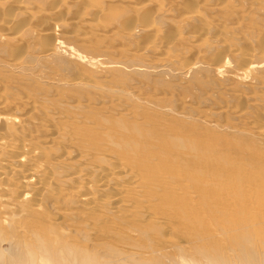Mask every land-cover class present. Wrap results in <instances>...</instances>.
Returning <instances> with one entry per match:
<instances>
[{
    "label": "rangeland",
    "instance_id": "rangeland-1",
    "mask_svg": "<svg viewBox=\"0 0 264 264\" xmlns=\"http://www.w3.org/2000/svg\"><path fill=\"white\" fill-rule=\"evenodd\" d=\"M24 1H26L28 7V13L18 14L15 2H13L15 4L12 2L8 4L0 0V23L12 19L10 26H12L13 32L16 29H21V36L17 42H15L17 38H0V92L4 95L6 89L9 98L21 101L27 98V95L34 96L33 98L36 99V102L38 101L37 104L44 108L46 106L50 111L55 110L51 115H54L56 119L54 118L52 120L53 123L52 121L51 123L56 131L61 132L64 130L66 135L62 134V131L60 135H63V139L60 138L50 149L44 148L46 155L48 154L46 157L50 161V166L48 167L50 172L47 171V175L50 176L52 174L51 176H54L52 180L55 184L54 190L50 189L53 192L50 191L51 194L48 192L51 196L48 194L46 195L49 198L46 195L44 196V203L46 204L44 210L46 211L28 210L23 215L14 216V214L4 212L6 210L5 202L1 203L0 214L11 225H14L7 227L8 222H5V220L1 221L0 217V231L7 233L6 235L2 232L0 233V250L3 249L2 253L4 252V258H0V264H15L11 263L9 258L16 253L23 255V257L20 255V258L19 254H17V257H19L14 260L17 264H26V262L27 264H37L40 258V255L37 254L39 251H37V247L42 249L39 247V241L36 236L39 233H41V236L47 235L48 237L49 235L50 242H53H49L50 248L52 246L51 252L61 254L60 256H53L55 261L58 258L57 264H71L72 261L83 263V260L79 259L80 255L86 262L84 264H179V258L182 255L186 257L189 255L190 257L193 254L194 246L197 244V236H202L203 242H205L207 240L205 237L209 233L208 215H203L199 218L196 215V211H194L196 210V200L194 198L196 191L202 192L203 190L205 192L202 193L203 196H207L206 192L208 190L216 188L222 195L226 193L221 196L222 198H225L229 193L230 195H240L242 193L240 196H230L233 199L235 197H244L243 199L241 198L240 203L244 202L242 204V213L245 216L243 214L240 217L235 215V218L241 221L245 220V222H249V219H254L255 214L253 211L255 210L252 211L254 208L249 205V209H246L248 204L246 201L249 198H256L259 195L258 189L264 192V189L261 190L264 188V140L258 139V141L253 135L239 132L238 129L247 130L246 128L250 127L249 129L254 131L257 127L258 129L260 127V129L264 130V121H262L264 120V63L260 65V68L254 69L247 74L242 72L244 76H240L242 75L240 71L243 70L240 69V66L250 52L255 57H252V61H262L264 59V4L263 7L261 5L262 8L259 5L264 3V0H228V2L226 0ZM146 2L150 5H147ZM191 8H195L198 12L195 13L199 16V19L196 20L197 22L184 21L185 14L193 10ZM45 14L50 16L47 17ZM59 16L61 17L57 20L56 18H59ZM62 16L65 17L66 22L67 19L69 20V23L67 22L65 26H61ZM80 16L89 19L87 20L86 18V21H84L81 20ZM137 18L141 19L142 28L140 26L142 25L141 23L138 25L144 31L141 30L136 37L127 36L125 34L126 29L133 26ZM53 20L56 22L55 24L58 22L56 33L60 39V48L57 55L49 57L50 59L37 61V63L34 62L36 65L34 64L29 72L23 71L18 67L16 69L15 67L11 68L9 67L10 64L6 65L7 63H14L21 57L25 58L27 56L29 58L33 54L35 55L49 47L52 39L51 37H45L43 34L46 31H50V21ZM208 23L216 26V28L213 27L216 30H213L212 36H221L222 39L225 38L227 43L239 45V54L227 53L214 42L212 43L216 45H212V43H207V45L206 42L198 40L201 37H197V41L195 39L193 41L190 40L188 37L189 31L193 32L194 30L195 33L199 34L201 33L199 29H202ZM149 26L158 28L159 33H156L157 36L159 35L158 37L151 33V30L146 29ZM219 31L225 33L219 35ZM248 36L249 38H247ZM243 37L249 39L250 43L248 42L247 45L241 47L239 40ZM172 40L173 44L169 42ZM166 43L172 45L170 50L167 49ZM145 48H151L150 52ZM256 49L259 52L257 53L256 51V54H253L252 51ZM21 54L23 56H19ZM226 54H229L230 63L225 65L219 74L207 72L206 68H195L185 71L189 66L188 64L192 61L215 62ZM169 55L172 56L170 58L171 61L169 60L170 63L165 65L166 62H169L166 59L170 57ZM196 57L197 59H195ZM164 58L166 61H164ZM91 59H94L98 64L92 67L89 62ZM106 61L112 62L114 67L104 68ZM158 65H163L164 69L159 70L161 68L156 67ZM136 67H141L140 71ZM178 71L187 73L180 76ZM174 73L178 75L176 76ZM71 78L76 80L91 79L94 84L103 83L107 87L112 86L114 90L109 92L106 90L107 88L85 87L82 84H77L78 87L76 84L67 83ZM127 92L129 94H126ZM183 114L187 116L192 114L193 116H191L195 119H199L198 116H200V119L207 118L213 123L215 121L216 124L231 128L227 130V128L225 129L222 126L216 127V125L200 123V121L197 122L198 120L191 117L182 116ZM189 118L191 119L189 120ZM61 121H64L63 124ZM248 123H250L249 126ZM257 124L258 126H255ZM259 124L261 125L259 126ZM65 138L66 140L71 139L72 143H76L74 141L78 139L80 142L83 140V144L79 143L82 145L76 147L78 143L75 145L69 140L67 141L72 145L70 143L62 144L61 142H64ZM123 140H125V143ZM57 143L58 145H56ZM84 143L87 144L85 145ZM65 146H69L71 151H76L77 149L84 152L88 151L84 153V158L79 160V162L81 160L84 162L82 163L83 168L86 164L89 167L93 164L94 167L96 166V172L104 168L105 173L106 170H111L110 168H113L114 164L115 166L126 165L127 171L129 173L132 172L127 178L131 179L133 183H124L122 180L125 177H118L119 179H116L117 182L120 180L118 187L121 188L125 185L123 187L124 190L119 188V192L116 190L118 187L114 188L116 183L113 184V190H111L112 187L106 186L103 189V185L98 186L102 189L94 186L98 191L93 186L90 188L83 186L82 188H85L84 190L87 193L93 192L96 194V192H99L97 196L100 194L103 198L99 196V199L96 196L99 203L95 204H92L88 198L82 201L80 197H77L76 191L75 193L70 190L75 187L72 183H75L71 181V184L67 183V186H65L67 181L64 180L71 170L73 172V170L79 171L83 169L81 167L80 169L78 165H81V162H76L78 163V167L76 165L78 169L75 170L73 168L75 167L74 161L71 163L72 160L69 159L71 161L67 160V162H64L62 159V168L67 171L64 172L66 173L65 175L64 173L60 175L63 169L57 163L61 161L60 158H62ZM100 148L102 151H100ZM117 149L120 150V153ZM107 150L112 151L113 154L117 153L118 156H121L123 152L125 154L122 155L121 159H119L120 156L118 157L115 154L118 157L115 160H119L116 165L117 162L111 156L113 155L111 154L112 152L110 153ZM116 150L117 152H115ZM87 153L88 156H92L87 158L89 161L85 157ZM93 155L97 158L94 159ZM115 155L114 158H116ZM103 156L105 158L108 157V160L113 165L107 163ZM91 158H93V161ZM84 159L87 161H84ZM125 161L127 164H125ZM69 168L70 171H68ZM91 171L93 172L94 168ZM61 176L64 178H61ZM220 179L225 184L221 183ZM61 181H65L63 182L65 184ZM257 181L260 183L259 188ZM95 182L101 184L98 179ZM120 182L124 184H120ZM216 183H221L222 185H217L219 186L217 188L214 186ZM131 185L134 187L132 188ZM247 185L250 186L248 187ZM56 186L59 188L63 187L61 188L63 190L59 192L58 188V191H55ZM212 186L214 187L212 188ZM126 187L128 188L126 189ZM64 188L68 189L67 192H65L66 189ZM106 188L107 192H110L109 194L113 192L117 196L125 194L126 197H119L125 200L128 199V203L126 202L125 204L123 199H120L121 203L119 200L114 201L117 205L112 202L108 203L107 200L105 201L109 196L104 192ZM120 190L123 193H120ZM62 192L65 194H61ZM243 192L246 193L244 194ZM55 194L56 196H54ZM246 194L248 195L246 196ZM50 197L54 199L51 200ZM79 199L81 203L77 201ZM101 199L105 204L99 201ZM244 199L246 200L244 201ZM56 200H60V205L59 203L56 205L58 202ZM85 200L88 204L85 203ZM110 204L111 206H108ZM112 205L117 206L114 207L115 213L106 212L108 209H113L111 208L113 207ZM201 205H203V209L204 207L205 209L210 208L205 201H202ZM123 206L128 209L124 210L126 212L123 211ZM222 206L218 205L214 209L217 210V207H221L229 211L233 208V206H225L226 208ZM260 207L256 208L259 213H262L261 211L264 210H262V206ZM69 208H72V210ZM54 209L55 211L61 210V212L66 210L64 217L61 216L57 219ZM120 209L124 213L120 211L118 213L117 210ZM139 210L141 211L137 212ZM146 212L150 216H147ZM251 212H253L254 217L250 215ZM260 216L259 214L258 219L261 218ZM35 221L37 222L35 223ZM2 223L4 224L3 226ZM198 223H200V226ZM199 227L202 234L201 232L199 233ZM8 233L12 236H9L11 240L15 239L17 241L18 237L21 241L26 237V244L24 243L20 246L22 249L25 248L26 253L20 247L16 249L19 251H15L14 244L11 245L9 239L6 238ZM13 235L15 238H13ZM26 247L29 249H26ZM205 247L208 248L207 246ZM62 248L66 249L63 250ZM58 249L69 252L67 253L69 255L67 256L64 252L60 253ZM27 250L34 251L30 255V257L32 256L31 258L28 257L29 254L26 256ZM78 251L81 252L78 253ZM28 260L30 262L33 260V263L28 262Z\"/></svg>",
    "mask_w": 264,
    "mask_h": 264
},
{
    "label": "bare ground",
    "instance_id": "bare-ground-1",
    "mask_svg": "<svg viewBox=\"0 0 264 264\" xmlns=\"http://www.w3.org/2000/svg\"><path fill=\"white\" fill-rule=\"evenodd\" d=\"M150 1V0H149ZM180 1H182V0H180ZM225 1V0H224ZM255 1V0H254ZM3 2L4 3H13V2H15L16 3V5H17V13L19 14H26V13H28V7H27V5H26V1H24V0H3ZM226 2H228V0H226ZM15 3H13V4H15ZM53 3V2H52ZM138 3V2H137ZM12 4V5H13ZM139 4V3H138ZM146 4L148 5L149 3L148 2H146ZM199 4V3H198ZM227 4V3H226ZM253 4H254V2H253ZM263 4L264 3H260L259 5H260V8H262L263 7ZM146 5V6H147ZM150 5V4H149ZM261 5H262V7H261ZM13 6H15V5H13ZM145 6V7H146ZM152 6V5H151ZM205 6V5H204ZM252 6V5H251ZM58 7H59V5H58ZM150 7V6H149ZM195 7V6H194ZM212 7V6H211ZM216 7V6H215ZM219 7V6H218ZM217 7V8H218ZM30 8V7H29ZM53 8V7H52ZM56 9H58L57 7H55ZM62 8H63V6H62ZM200 8V7H199ZM213 8H214V6H213ZM212 8V9H213ZM225 8V7H224ZM6 9V8H5ZM12 9V8H11ZM191 9H193V10H191V12H187V14H185V19L184 18H182V19H184V21L186 22H188V21H196V20H198L199 19V16L197 15V14H195V13H198L196 10H195V8H191ZM30 10V9H29ZM156 10V9H155ZM203 10V9H202ZM214 11H215V9H213ZM217 10V9H216ZM264 10V9H263ZM57 11V10H56ZM96 12V11H95ZM94 12V13H95ZM263 12V11H262ZM82 13V12H81ZM93 13V15H95ZM12 14V13H11ZM200 14V13H199ZM202 14V13H201ZM45 15H47V17H49L50 15L49 14H45ZM82 15V14H81ZM77 16H79V15H77ZM96 16V15H95ZM7 17V16H6ZM60 17L61 16H59V18L57 17L56 19L58 20V19H60ZM72 17V16H71ZM155 17V16H154ZM2 19H3V17H1ZM62 18H64V19H62ZM62 18H61V20H62V22H61V26H65V24L68 22L69 23V20L67 19V22L65 21L66 19H65V17L64 16H62ZM73 18H74V16H73ZM80 18H81V20H84V21H86L85 19L87 18V17H82V16H80ZM134 18H136V17H134ZM139 18V17H138ZM135 19V20H137L134 24H133V26H131V27H129L128 29H126V31H125V34L127 35V36H130V37H136V36H138V33L141 31V30H143L144 31V29H141L142 28V26H143V24H142V22L140 21L141 19ZM89 18H87V20H88ZM94 19V18H93ZM92 20V19H91ZM95 20V19H94ZM139 20V21H138ZM1 21V20H0ZM12 22V19H10V21H4V22H1L0 23V25H1V29H0V38H11V39H15V38H17V40L15 41V42H17L18 40H19V37L21 36V29L19 30H15L14 32H13V30H12V26H10L11 23ZM72 22H74L73 20H72ZM95 22V21H94ZM153 22V21H152ZM197 22V21H196ZM52 23V24H51ZM56 22H54V20L53 21H50V25H51V27H50V31H46V33H44L43 35H45V37H51V39H52V42H51V44H50V46L49 47H46V49H44V50H42V51H40V52H38V53H36L35 55L33 54V56H30L29 58L26 56L25 58H23V57H21V58H19V59H17L14 63L12 62V63H7L6 65H9L10 64V66L9 67H15V69L18 67V68H20L21 70H23V71H26V72H29L30 71V69L31 68H33V65L35 64V63H37V61H41V60H46V59H50L49 57H53V56H55V55H57V53H58V51H59V41H60V39H59V37L57 36V27H58V22H57V24H55ZM82 23V22H81ZM140 23L142 24V25H140ZM141 26V28H139L140 26ZM73 25V24H72ZM155 26V25H154ZM204 26V25H203ZM150 27V28H149ZM149 27H147L146 29L147 30H151L150 32L151 33H154L155 35H156V33L158 32V28H153L152 26H149ZM213 27H215L216 28V26L215 25H212L211 23L209 24H205V26L204 27H202V29H199V31L201 30V33H199V34H197V33H195L194 32V30H193V32H191V31H189V33L190 34H188L189 36V38H190V40H196V38L198 37H201V38H199L198 40H200V41H202V42H206V44L207 43H212V42H214V43H216L217 44V46L218 47H220V48H222V49H224L227 53H234L235 55H237V54H239L238 52L240 51L239 50V45H237V44H230V43H227V41H225V38H221V36H217V35H213L212 36V34H213ZM23 28V27H22ZM146 29H145V31H146ZM9 30H10V32H9ZM11 30H12V32H11ZM216 30V29H215ZM214 30V31H215ZM75 31V30H74ZM42 32V31H41ZM95 32V31H94ZM147 32V31H146ZM12 35H11V34ZM75 33H77V31H75ZM83 33V32H82ZM159 33V32H158ZM219 33V35H221V34H224L223 33V31L221 32V31H219L218 32ZM85 34V33H84ZM10 35V36H9ZM78 35V34H77ZM76 35V36H77ZM80 35V34H79ZM201 35V36H200ZM229 35V34H228ZM247 35V34H246ZM81 36V35H80ZM86 36H88V35H86ZM157 36V35H156ZM159 36V35H158ZM157 36V37H158ZM36 37H37V35H36ZM75 37V36H74ZM89 37V36H88ZM147 37V36H146ZM228 37V36H227ZM8 38V39H9ZM87 38V37H86ZM85 38V39H86ZM153 38V37H152ZM247 38H249V36L247 37ZM247 38H245V37H243V38H241L240 40H239V44L240 45H242L241 47H243V46H245V45H247V43L249 42L248 40L249 39H247ZM161 39V38H160ZM154 40V39H153ZM174 40V39H173ZM173 40L172 41H169L170 43H172L173 42ZM163 41V40H162ZM189 41V40H188ZM197 41V40H196ZM199 41V42H200ZM153 42V41H152ZM202 42H200V43H202ZM170 43H166L167 45H166V47H167V49H171V47H172V45H170ZM183 43V42H182ZM214 43H212V45H216V44H214ZM250 43V42H249ZM264 43V42H263ZM173 44V43H172ZM203 44V43H202ZM203 45H205V44H203ZM208 45V44H207ZM239 46V47H238ZM152 48V47H151ZM151 48H148V49H146L147 51H149L150 52V49ZM245 48V47H244ZM262 49V48H261ZM68 51V50H67ZM257 51V49L256 50H254V51H252L253 52V54H256L255 52ZM262 51V50H261ZM242 52H244V51H242ZM259 52V50L257 51V53ZM78 53V52H77ZM142 53V52H141ZM241 53V52H240ZM78 54H80V53H78ZM150 54V53H149ZM154 54V53H153ZM27 55V54H26ZM155 55V54H154ZM165 55H168V54H165ZM228 55L229 54H226V55H223L222 57H220V59H219V61H213V62H209V63H205V62H202V60H200V61H192L191 63H189L188 65V68H186V70L185 71H188V70H191V69H195V68H203V69H205L206 68V70H207V72H213V73H216V74H219L220 72H221V70H222V68L225 66V65H229V63H230V59H228ZM241 55H243V54H241ZM10 56V55H9ZM13 56V55H12ZM16 56V55H15ZM19 56H23V54H21V55H19ZM170 57L169 58H166V59H168V61L170 60L171 61V59L170 58H172V56L171 55H169ZM197 56H199V55H197ZM255 56H257V55H255ZM144 57V56H143ZM164 57H166V56H164ZM202 57V56H201ZM241 57V56H240ZM245 57V56H244ZM252 57H254L252 54H251V52L250 53H248L247 55H246V58H245V60H243V62H242V65L240 66V69H243L242 71H240V73L242 74V72L244 73V74H247V73H249V72H251L252 70H254V69H257V68H260V65L262 64V63H264V59L262 60V61H259V60H257V61H252L253 59H252ZM16 58H18L17 56H16ZM204 58H206V57H204ZM255 58V57H254ZM258 58V57H257ZM12 59V58H11ZM31 59H33V60H31ZM166 59L164 58V61H166ZM195 59H197V57L195 58ZM202 59V58H201ZM9 60V59H8ZM199 60V59H198ZM206 60V59H205ZM170 61L169 62H166V64L165 65H167L168 63H170ZM259 61V62H258ZM35 62V63H34ZM90 65H92V67L93 66H95L96 64H98V62H96V61H94V59H91L90 61ZM5 63V62H4ZM3 63V64H4ZM39 64V63H38ZM113 63L112 62H110V61H106L105 62V65H104V68H107V67H111V66H113L112 65ZM118 64V63H117ZM116 64V65H117ZM121 64V63H120ZM172 64H173V62H172ZM5 65V64H4ZM36 65V64H35ZM115 65V66H116ZM164 65V66H165ZM263 65V64H262ZM98 66V65H97ZM125 66V65H124ZM128 66V65H127ZM144 66V65H143ZM163 65H161V66H156V67H159V68H161V69H159V70H162V69H164V67H162ZM37 67V66H36ZM114 67V66H113ZM7 68H8V66H7ZM35 68V67H34ZM112 68V67H111ZM137 68V67H136ZM137 69H139V71H140V69H141V67L140 68H137ZM136 69V70H137ZM18 70V69H17ZM134 70H135V68H134ZM143 70V69H142ZM232 71V70H231ZM19 72V71H18ZM63 72V71H62ZM179 72V71H178ZM223 72V71H222ZM233 72V71H232ZM20 73H22V72H20ZM185 73H187V72H184V71H182V72H179V74H180V76L182 75H185ZM234 73H236V72H234ZM239 73V72H238ZM27 74V73H26ZM41 74V73H40ZM62 74V73H61ZM175 74V73H174ZM59 75V74H58ZM176 75V74H175ZM178 75V74H177ZM176 75V76H177ZM250 75V74H249ZM31 76V75H30ZM35 76V75H34ZM240 76H244L243 74L242 75H240ZM25 78H27V77H25ZM31 78V77H30ZM81 78V77H80ZM177 78V77H176ZM238 79V78H237ZM44 80V79H43ZM47 81H49V79H47ZM41 82V81H40ZM95 82V81H94ZM16 83V82H15ZM59 83V82H58ZM67 83H71V84H82V85H84L85 87H93V86H97V87H99L100 89H106V90H108L109 92H111V91H113L114 89H113V87L111 86V87H107V85H105V84H98V83H96V84H94L93 83V81L90 79H88V80H83V79H78V80H76V79H72L71 78V80L69 81V82H67ZM23 84V83H22ZM45 85V84H44ZM81 85V86H82ZM4 86V85H3ZM78 86V85H77ZM240 86V85H239ZM246 86V85H245ZM79 87V86H78ZM96 87V88H97ZM241 87H243V86H241ZM240 88V87H239ZM4 89H5V87H4ZM22 89V88H21ZM117 89V88H116ZM124 89V88H123ZM117 90H119V89H117ZM5 91H6V93L3 95V93L2 92H0V205H2L3 203L2 202H5V206H6V210L4 211V212H6L7 214H14V216L15 215H23L24 214V212L26 211H30V210H34V211H40V210H44L45 208H46V204L44 203V196L46 195V194H48L49 195V193L51 194V192H53V188L55 187L54 185V181L52 180V178L54 177H52L51 175V178H50V176H48L47 175V171H49L50 169H48V167L50 166V161L47 159V155H46V151H44V148L45 149H50V147L51 146H54L55 145V143L58 141V140H60V138L61 139H63V135H60L61 134V132L63 131V133L62 134H64V130H62L61 131V129H60V131L61 132H58V131H56L55 130V128L53 127V125H52V123H53V119L55 118L56 119V117H54V115H51V113L52 112H55V110L54 111H50V109H47L46 108V106H45V108L44 107H42L41 105H39V104H37V102H36V99H34L33 97L34 96H30V95H27V98H25L24 100H19V99H16L15 100V98L14 99H11V98H9V96L7 95V90L5 89ZM10 91V90H9ZM132 91V90H131ZM105 92V91H104ZM108 92V94H110ZM115 92V91H114ZM89 94V93H88ZM121 94V93H120ZM124 94V93H123ZM126 94H129V92H127ZM23 96H25V95H23ZM127 96H129V95H127ZM126 96V97H127ZM26 97V96H25ZM130 97V96H129ZM20 98V97H19ZM22 98V97H21ZM36 98V97H35ZM137 99V98H136ZM139 100V99H138ZM179 103V102H178ZM163 109H164V107H162ZM221 108V107H220ZM161 109V108H160ZM166 109V108H165ZM218 109V108H217ZM125 110V109H124ZM218 110H220V109H218ZM217 110V111H218ZM243 110V109H242ZM163 111H165V110H163ZM166 111H167V109H166ZM211 112V111H210ZM219 112V111H218ZM231 112V111H230ZM237 112V111H236ZM242 112V111H241ZM44 113V114H43ZM184 113V112H183ZM186 114H187V112H185ZM53 114V113H52ZM58 114H59V112H58ZM64 114V113H63ZM78 114V113H77ZM181 114V113H180ZM180 114H179V116H180ZM186 114H183L182 116H184V117H191V118H193V119H195L194 117H192L193 115L192 114H188V116L186 115ZM238 114V113H237ZM41 115V116H40ZM61 115V114H60ZM192 115V116H191ZM249 115V114H248ZM247 115V116H248ZM197 116V115H196ZM204 116V115H203ZM203 116H201V117H203ZM241 116V115H240ZM68 117V116H67ZM199 117V119L198 118H196L195 120H198L197 122H199L200 121V123L201 122H203V123H205V124H212V125H216V127L218 126H222L223 128H227V130H228V128H231V127H225V125H220V124H216L215 123V121H214V123L213 122H211L209 119H205V118H202V119H200V116H198ZM250 117V116H249ZM63 118V117H62ZM191 118H189V120L191 119ZM245 118V117H244ZM246 119V118H245ZM255 119V118H254ZM70 120V119H69ZM194 120V121H195ZM250 121H252L251 119H249ZM248 120V121H249ZM256 120H258L257 118H256ZM51 121H52V123H51ZM74 121V120H73ZM262 121H264V120H262ZM62 122V121H61ZM64 122V121H63ZM63 122H62V124H63ZM66 122H67V120H66ZM70 122H71V120H70ZM69 122V123H70ZM56 123V122H55ZM55 123H54V125H55ZM250 123H253V122H250ZM250 123H248V126L250 125ZM259 123H261V122H259ZM85 124V123H84ZM83 124V125H84ZM57 125V124H56ZM261 124H259V126H260ZM71 126V125H70ZM161 126V125H160ZM255 126H258V124L257 125H255ZM84 127V126H83ZM100 127V126H99ZM210 127V126H209ZM215 127V126H214ZM263 127V126H262ZM78 128V127H77ZM94 128V127H93ZM250 128V127H249ZM249 128H246L247 130H245V129H242L241 128V130L240 129H238V131L239 132H242V133H246V134H251V135H253L255 138H257V140L258 139H260L261 141H263L264 140V130L263 129H260V127H259V129H258V127L255 129V128H253V129H255L254 131L252 130V129H249ZM63 129V128H62ZM233 129V128H232ZM258 130V131H257ZM69 131H71L70 129H69ZM76 131V130H75ZM95 131V130H94ZM99 132V131H98ZM74 133V132H73ZM106 134V133H105ZM64 135H66V133L64 134ZM70 135V134H69ZM68 135V136H69ZM92 135V134H91ZM70 136H72V135H70ZM73 137V136H72ZM71 137V138H72ZM75 137H77V136H75ZM86 137V136H85ZM94 137H95V135H94ZM69 138V137H68ZM80 138V137H79ZM125 138V137H124ZM123 138V139H124ZM78 139V138H77ZM127 139V138H126ZM133 139V138H132ZM65 141H67V140H69L71 143L73 142V141H71V139H67L66 140V138L64 139ZM63 140V141H64ZM82 140V139H81ZM89 140V139H88ZM87 140V141H88ZM139 140V139H138ZM61 142L62 144H68V143H70L69 141H67V142ZM124 141V143H125V140H123ZM259 141V140H258ZM60 142V141H59ZM74 142H76V143H72V144H77L76 145V147L77 146H81L83 143V140L80 142V140L78 139V140H76V141H74ZM85 142V141H84ZM93 142V141H92ZM134 142V141H133ZM70 143V144H71ZM79 143H82L81 145L79 144ZM120 143V142H119ZM127 143V142H126ZM140 143V142H139ZM50 144H52V145H50ZM71 144V145H72ZM85 144V143H84ZM87 144V143H86ZM85 144V145H86ZM115 144H117L116 142H115ZM138 144V143H137ZM143 144V143H142ZM56 145H58V143L56 144ZM75 145H74V147H75ZM88 145H89V143H88ZM92 145V144H91ZM98 145V144H97ZM119 145V144H118ZM115 146V145H114ZM128 146V145H127ZM64 147V146H63ZM113 147V146H112ZM129 147V146H128ZM131 147H132V145H131ZM58 148V147H57ZM121 148H123V147H121ZM120 148V149H121ZM60 149V148H59ZM58 149V150H59ZM77 149V148H76ZM81 149H84V148H81ZM99 149V148H98ZM109 149V148H108ZM116 149V148H115ZM114 149V150H115ZM118 149H119V147H118ZM117 149V150H118ZM113 150V149H112ZM117 150L115 151V152H117ZM123 151H124V149H122ZM60 151V150H59ZM87 151V150H86ZM85 151V152H86ZM98 151V150H97ZM100 151H102V149L100 148ZM106 151V150H105ZM108 152L110 151V150H107ZM120 150H118V152H119ZM122 151V152H123ZM52 152V151H51ZM84 151H82V150H76V151H71L70 150V147L69 146H65V148H64V151H63V154H62V158H60V160L61 161H59L58 163H57V165H59L60 167H61V169H63L62 167H63V164H62V159L64 160V162H67V160L68 161H71V163H73V161H74V164H75V167H73V168H75V170L76 169H78L77 167H78V165H79V168L81 167V168H83V166H82V163H84V162H82V160L80 161L81 162V165L80 164H78V163H76L77 161L79 162V160L80 159H82V158H84V153H85ZM88 152V151H87ZM112 151H110V153H111ZM121 152V153H122ZM130 152V151H129ZM48 153V152H47ZM100 153V152H99ZM102 153V152H101ZM109 153V154H110ZM120 153V152H119ZM132 153H134V152H132ZM111 154H113V152L111 153ZM115 154H117V153H114L113 155H111L112 157H113V159H114V161H116L115 159H118V157L120 156H118V154H117V156L115 155ZM123 154H125L124 152H123ZM122 154V155H123ZM136 154V153H135ZM49 155H50V153H49ZM91 155V154H90ZM103 155V154H102ZM106 155V154H105ZM114 155H115V157L116 158H114ZM120 156V158L119 159H121V157H123V156ZM142 155H143V153H142ZM57 156V155H56ZM94 156V155H93ZM97 156V155H96ZM110 156V155H109ZM49 157V156H48ZM61 157V156H60ZM85 157H86V159L88 158V157H92V156H88V153L85 155ZM95 157V156H94ZM104 158H105V156H103ZM103 157H101L102 159H103ZM58 158V157H57ZM97 157H95L94 159H96ZM99 158V157H98ZM100 158V159H101ZM125 158V157H124ZM130 158V157H129ZM69 159H71V160H69ZM86 159H84V161L86 160ZM93 158H91V160H92ZM100 159H97V160H100ZM58 160V159H57ZM57 160H56V162H57ZM66 160V161H65ZM88 160V159H87ZM86 160V161H87ZM91 160H90V162H91ZM107 160V163H110V161L108 160V157H106L105 158V161ZM133 160V159H132ZM52 161V160H51ZM55 161V160H54ZM89 161V160H88ZM93 161V160H92ZM101 161H103V160H101ZM113 161V160H112ZM119 161V160H118ZM118 161H116L117 163H116V165L118 164ZM79 162V163H80ZM95 162V161H94ZM131 162V161H130ZM92 163V162H91ZM90 163V164H91ZM121 163V162H120ZM73 164V165H74ZM78 164V165H77ZM89 164V165H90ZM96 164H97V162H96ZM99 164V163H98ZM111 165H113L112 164V162L110 163ZM124 164V163H123ZM125 164H127L126 163V161H125ZM69 166H70V164H68ZM76 165H77V167H76ZM87 165V164H86ZM85 165V167L83 168V169H81V170H79V171H74L73 170V172H71L70 171V168L68 169V171H70V173L69 174H67L66 176H65V178L63 177V176H61V178H64V180L65 181H67L66 182V185L65 186H67V183H70L71 181L72 182H74L75 184H73L72 182V185H74L75 187L73 188V189H70V190H73V192H77V194L76 195H78L77 197H80L81 198V200L82 201H84V199H86V198H88L89 199V201H91V203L92 204H95V203H99L98 202V198L97 197H99V196H101V198H103V196L102 195H100L99 194V196H97V194L99 193V192H96V194H94L93 192L92 193H90V192H88L87 193V191H85L82 187L83 186H85V187H87V188H90L91 186H96V188L98 187V186H101V185H103L102 187H103V189H104V186H106V187H112L111 188V190H113V184H115L116 186H114V188L115 187H118V182L120 181V180H118V182L116 181V179L118 178V177H122V178H124L123 180H122V182H124V183H126V182H128L129 184H131V182L133 183V181L131 180V179H128L127 178V176H129L132 172H130L129 173V171H127V169H126V165H124V166H122V164H120L121 166H115V164L113 165V168L111 167H109L111 170H109V171H107L106 170V172L104 173V168H102V169H100L99 167H101V166H99L98 168L100 169V170H98L97 172L95 171V169H96V166L94 167V165L92 164V166L91 167H89V166H86ZM100 165V164H99ZM128 166V165H127ZM54 167V166H53ZM58 167V166H57ZM66 167H68V166H66ZM71 167V168H72ZM102 167H103V165H102ZM105 167V166H104ZM52 168V167H51ZM59 168V167H58ZM94 168V171L92 172L91 170ZM108 168V169H109ZM132 169V168H131ZM57 170V169H56ZM134 170V169H133ZM62 172H60V175H62L65 171H67V170H61ZM100 171V173H98ZM50 172V171H49ZM103 172V173H102ZM97 173V174H96ZM102 173V174H101ZM66 173H64V175H65ZM46 175V176H45ZM229 175V174H228ZM227 175V176H228ZM233 175H235V174H233ZM217 176H218V174H217ZM60 177V176H59ZM230 177V176H229ZM228 177V178H229ZM232 177H234V176H232ZM236 177V176H235ZM224 178H225V176H224ZM96 179H98V181L101 183V184H99V183H96L95 182V180ZM119 179V178H118ZM214 180V179H213ZM221 180V179H220ZM247 180V179H246ZM59 181V180H58ZM65 181H61L62 183L63 182H65ZM135 181V180H134ZM223 181H225V180H223ZM229 181V180H228ZM122 182H120V184H124V183H122ZM136 182H137V180H136ZM153 182H154V180H153ZM226 182V181H225ZM258 182V181H257ZM256 182V184H258ZM56 184H57V182H55ZM70 183V184H71ZM80 183V184H79ZM81 183H83V184H81ZM221 183H224V182H222V180H221ZM221 183H216V184H214V186L215 187H219V186H217V185H222ZM59 184V183H58ZM63 184H65V183H63ZM134 184H135V182H134ZM133 184V185H134ZM225 184V183H224ZM135 185H137V184H135ZM139 185V184H138ZM144 185V184H143ZM251 185V184H250ZM250 185H247L248 187L250 186ZM253 185H255V184H253ZM259 185H260V183L258 184V188H259ZM60 186V185H59ZM62 186V185H61ZM70 186V185H69ZM125 185H123V187H124ZM129 186V185H128ZM132 186V185H131ZM130 186V187H131ZM200 186V185H199ZM214 186H212V188L214 187ZM252 186V185H251ZM256 186V185H255ZM57 187V186H56ZM92 187V188H93ZM123 187H118L116 190L119 192V188L120 189H123L124 190V188ZM134 186H132V188H133ZM248 187H247V189H248ZM257 187V186H256ZM262 187V186H261ZM59 187H57V188H55V191L58 189ZM61 188H63V187H61ZM61 188H59L58 190H59V192H60V190H61ZM68 188V187H67ZM67 188H64V189H66L65 190V192H67ZM86 188V190H88ZM98 188H101V187H98ZM128 187H126V189H127ZM245 188V187H244ZM251 188V187H250ZM50 189H53V190H50ZM94 189H95V187H94ZM93 189V190H94ZM102 189V188H101ZM138 189H139V187H138ZM264 188H262L261 190H263ZM57 190V191H58ZM63 190V189H62ZM61 190V191H62ZM95 190H97L98 191V189H95ZM131 190V189H130ZM140 190V189H139ZM197 190H200V189H197ZM206 190V189H205ZM259 191H257L258 193H259V195L256 197V198H249L248 199V201H246L248 204H247V207H246V209L250 206L251 208H254V209H252V211L253 210H255V211H253L254 212V214H255V217L253 216V212H251V214L250 215H252V217H254V219H252V220H250L249 218V222L247 221V222H245V220H240V219H236L235 218V215H239V217L243 214L242 213V210H243V203H240V200H241V198L240 197H235L234 199L233 198H231L230 196L231 195H234V194H231L230 195V193L229 194H227L226 196H225V198H222L221 196H224V194H226V193H224L223 195H222V193H220L219 192V190H217L216 188H213V189H210V190H208L206 193H207V196H203V190H202V192L201 191H196V193H194L195 195H194V198H195V203H196V207H195V209L196 210H194V211H196V215L199 217V218H201L203 215H208V219H207V221H208V223H209V233H208V236H206L205 237V239H207V240H205V242H203L204 240H203V237L202 236H200V237H198L197 236V240H196V242H197V244H195V246H194V252H193V254L189 257V255L186 257V256H184V255H182L180 258H179V264H264V211H261L262 213H259L258 212V209L256 208V207H260V206H262V210H264V197H263V194H264V192L263 191H260V189H258ZM51 191V192H50ZM54 191V192H55ZM137 191V190H136ZM225 191V190H224ZM224 191H222V192H224ZM243 191V190H242ZM49 192V193H48ZM75 192V193H76ZM104 192H106L105 194L106 195H109L108 196V198H106L105 199V201L107 200L108 201V203H114V204H116V202H114V201H120V203H121V200L124 198V197H126L125 196V194H123V196H121V192L123 193V191L122 190H120V195L119 196H121V197H123V198H120L119 196H117V194H115V192H113L114 193V195H112L113 193H111V194H109L110 192H107V188H106V191H104ZM117 192V193H118ZM254 192H255V190H254ZM256 192V194H258ZM55 193H57V192H55ZM64 192H62L61 194H63ZM69 193V192H68ZM205 193V192H204ZM234 193V192H233ZM236 193H238V192H236ZM244 193V192H243ZM246 193V192H245ZM244 193V194H245ZM247 193H249V192H247ZM54 194V193H53ZM65 194V193H64ZM90 194V195H89ZM136 194V193H135ZM140 194V193H139ZM242 193H240V195H241ZM243 194V195H244ZM250 194H251V192H250ZM73 195H74V193H73ZM228 195H229V197H228ZM235 195H237V196H240V195H238V194H235ZM234 195V196H235ZM248 194H246V196H247ZM47 196V195H46ZM49 196H51V195H49ZM54 196H56V194L54 195ZM59 196V195H58ZM85 196H87V197H85ZM97 196V197H96ZM255 196V195H254ZM48 197V196H47ZM46 197V198H47ZM72 197V196H71ZM107 197V196H106ZM119 197V198H118ZM221 197V198H220ZM251 197V196H250ZM252 197H253V195H252ZM49 198V197H48ZM47 198V199H48ZM52 197H50V199H51ZM57 198V197H56ZM59 198H61L60 196H59ZM244 198V197H243ZM242 198V199H243ZM47 199H46V201H47ZM54 199V198H53ZM53 199H51V200H53ZM99 199H100V197H99ZM121 199V200H120ZM233 199V200H232ZM49 200V199H48ZM64 200V199H63ZM104 200V199H103ZM124 201H125V204H126V202L128 203V199H123ZM246 199H244V201H245ZM55 201V200H54ZM56 201H58L57 202V204L56 205H58V203L60 202V200H56ZM75 201V200H74ZM78 202H80L81 203V201H80V199L79 200H77ZM88 201V200H87ZM99 201H101V202H103L102 201V199L101 200H99ZM202 201H205L208 205H209V209H205V207H204V209L202 208L203 207V205H201L202 204ZM101 202H100V204H101ZM130 202V201H129ZM157 202V201H156ZM2 203V204H1ZM85 203L86 204H88L87 202H86V200H85ZM104 203V202H103ZM103 203L101 204V205H103ZM48 204V203H47ZM50 204V203H49ZM105 204V203H104ZM133 204V203H132ZM194 204V203H193ZM59 205H60V203H59ZM117 205V204H116ZM118 205H119V203H118ZM121 205V204H120ZM128 205V204H127ZM141 205V204H140ZM218 205H223L222 207H225V206H233V208L231 209V210H224L223 208H221V207H217L218 209L216 210V209H214L216 206H218ZM245 205V204H244ZM249 205V206H248ZM260 205V206H259ZM80 206V205H79ZM84 206V205H83ZM105 206V205H104ZM104 206H102V208H104ZM108 206H111V204L110 205H108ZM113 206V205H112ZM125 206V205H124ZM124 206H123V211L126 209V208H124ZM214 206V207H213ZM54 207V206H53ZM59 207V206H58ZM63 207V206H62ZM81 207V206H80ZM85 207V206H84ZM88 207H90V206H88ZM97 207V206H96ZM101 207V206H100ZM114 207H117V206H113V207H111V208H113V209H108L106 212H108V211H110V212H113V213H115V211L116 210H114ZM122 207V206H121ZM120 207V208H121ZM144 207V206H143ZM212 207V208H211ZM55 208V207H54ZM60 208V207H59ZM78 209H79V207H77ZM109 208V207H108ZM226 208V207H225ZM261 208V207H260ZM69 209H71L72 210V208H69ZM89 209V208H88ZM122 209H120V210H117V212L118 211H120V212H122ZM194 209V208H193ZM249 209V208H248ZM84 210V209H83ZM126 210H128V209H126ZM44 211H46V210H44ZM54 211H55V209H54ZM53 211V212H54ZM78 211V210H77ZM80 211H81V209H80ZM88 211V210H87ZM93 212H94V210H92ZM98 211V210H97ZM141 210H139V211H137V212H140ZM245 211V210H244ZM3 212V213H4ZM52 212V211H51ZM65 212H66V210L65 211H62L61 212V210H56L55 211V216L57 217V219L59 218V217H61V216H63L64 217V214H65ZM83 212V211H82ZM82 212H80V213H82ZM96 212V211H95ZM116 212V213H117ZM124 212H126V211H124ZM124 212H122V213H124ZM131 212V211H130ZM133 212V211H132ZM136 212V213H137ZM2 213V212H1ZM86 213V212H85ZM89 213V212H88ZM87 213V214H88ZM102 213H104V212H102ZM119 213V212H118ZM117 213V214H118ZM122 213H121V215H122ZM142 213H145V212H142ZM141 213V214H142ZM157 213V212H156ZM261 215L259 218L261 219H258V215L259 214ZM30 214V213H29ZM32 214V213H31ZM37 214V213H36ZM54 214V213H53ZM129 214V213H128ZM127 214V215H128ZM146 214H147V216L149 215L147 212H146ZM1 215V214H0ZM109 215H111V214H109ZM116 215V214H115ZM13 216V215H12ZM88 216V215H87ZM125 216H126V213H125ZM150 216V215H149ZM243 216H245L244 214H243ZM1 217V221H3V220H5L4 218H3V216L1 215L0 216ZM6 217V216H5ZM32 217V216H31ZM110 217V216H109ZM113 217V216H112ZM117 217H118V215H117ZM145 217H146V215H145ZM205 217V216H204ZM251 217V216H250ZM35 218V217H34ZM38 218V217H37ZM42 218V217H41ZM40 218V219H41ZM156 218H157V216H156ZM205 218H207V217H205ZM11 219V218H10ZM9 219V220H10ZM14 219V218H13ZM27 219V218H26ZM43 219V218H42ZM111 219H113V218H111ZM111 219H109V220H111ZM118 219V218H117ZM12 220V219H11ZM18 220V219H17ZM39 220V219H38ZM53 220V219H52ZM106 220V219H105ZM104 220V221H105ZM109 220H108V222H109ZM156 220H158V219H156ZM194 220V219H193ZM203 220V219H202ZM32 221V220H31ZM42 221V220H41ZM84 221H85V219H84ZM103 221V220H102ZM112 221V220H111ZM159 221V220H158ZM5 222H8V221H6L5 220ZM17 222V221H16ZM37 221H35V223H36ZM83 222V221H82ZM156 222V221H155ZM199 222V221H198ZM204 222H205V220H204ZM204 222H203V224H204ZM244 222H245V224H244ZM24 223L26 224V222L24 221ZM62 223V222H61ZM201 223V222H200ZM200 223H198V225L200 226ZM230 223H233V224H230ZM30 224H31V222H30ZM84 224V223H83ZM94 224V223H93ZM4 224L2 223V226H3ZM12 225H14V224H12ZM9 222L7 223V227H9V226H12ZM86 225V224H85ZM32 226V225H31ZM90 226V225H89ZM204 226V225H203ZM1 227V226H0ZM5 227H6V225H5ZM6 227V228H7ZM15 227V226H14ZM197 227V226H196ZM208 227V226H207ZM233 227V228H232ZM32 228V227H31ZM37 228H38V226H37ZM17 229V228H16ZM19 229V228H18ZM28 229V228H27ZM35 229V228H34ZM53 229V228H52ZM57 229V228H56ZM96 229V228H95ZM194 229V228H193ZM197 229V228H196ZM199 229H200V231H199V233L201 232V234H202V231H201V228L199 227ZM237 229H239V230H237ZM1 230V229H0ZM32 230V229H31ZM47 230V229H46ZM55 230V229H54ZM205 230V229H204ZM207 230V229H206ZM30 231V230H29ZM44 231V230H43ZM238 231H239V233H238ZM3 233V231H0V233ZM16 232H17V230H16ZM19 232V231H18ZM50 232V231H49ZM56 232V231H55ZM45 233H46V231H45ZM3 234H7V233H3ZM3 234H2V236H3ZM33 234V233H32ZM40 234V235H39ZM39 234H36V236H37V238H38V241H39V247H41L42 249H39L38 247H37V254H39L40 255V258H39V261H38V263L39 264H57L56 263V261L58 260V258H56V261H55V259L53 260V256H60L61 254H55L53 251L51 252V248H52V246H51V248H50V244H49V242H50V238H48V237H50L49 235H48V237H47V235H43V236H41V233H39ZM194 234V233H193ZM66 235H67V233H66ZM92 235V234H91ZM9 233H8V236L6 237V238H8L9 239ZM14 236V235H13ZM76 236V235H75ZM0 237H1V234H0ZM4 237V236H3ZM10 237H12V236H10ZM79 237V236H78ZM13 238H15V236L13 237ZM21 238V237H20ZM25 238L26 237H24V240H21L20 241V239L17 237V241L15 240V239H9V241H10V243H11V245H13L14 244V246H15V251H19V250H16V249H19V247L21 246V244H26V241H25ZM90 239V238H89ZM37 241V242H38ZM53 241V240H52ZM90 241V240H89ZM34 242H36V241H34ZM50 243H53V242H50ZM66 243V242H65ZM29 244V243H28ZM35 244V243H34ZM194 244V243H193ZM67 245H69V244H67ZM207 246L208 248H206L205 246ZM25 246H27V245H25ZM24 246V247H25ZM38 246V245H37ZM62 246V245H61ZM70 246H72V245H70ZM100 246V245H99ZM13 247V246H12ZM21 248V247H20ZM28 247H26V249H27ZM13 249H14V247H13ZM22 249V248H21ZM20 249V250H21ZM29 249V248H28ZM63 249V248H62ZM62 249H58V251H60V250H62ZM66 249V248H65ZM65 249H63V250H65ZM71 249V248H70ZM23 251L25 250V248L24 249H22ZM21 250V251H22ZM33 250H35V248H33ZM33 250H27L28 251V253H27V255L26 256H28V254H29V256L28 257H30V255L31 254H33ZM69 250V249H68ZM76 250V249H75ZM2 251H3V249L2 250H0V258H4V252L2 253ZM22 251V252H23ZM70 252H71V250H69ZM77 251V250H76ZM62 252H64V253H66V255H67V253H69V252H65V251H60V253H62ZM79 252H81V251H78V253ZM14 253H16V252H14ZM25 253H26V250H25ZM41 253V254H40ZM63 253V254H64ZM74 253V252H73ZM3 254V255H2ZM17 254H19V253H16V254H13V255H11V258H9V261L11 262V263H15V264H17V262L15 261L14 262V260H15V258L17 257ZM22 256L23 257V255L22 254H19V256ZM66 255H64V256H66ZM69 255V254H68ZM67 255V256H68ZM3 256V257H2ZM18 256V257H19ZM21 256H20V258H21ZM25 256V254H24V258L26 257ZM76 256V255H75ZM17 257V258H18ZM32 257V256H31ZM30 257V258H31ZM63 257V256H62ZM77 257V256H76ZM38 258V257H37ZM79 259H81V260H83V263H79L78 261L77 262H74V261H72V263L71 264H84V263H86L85 262V260L84 259H82V256L80 255V257H79ZM6 260V259H5ZM66 260V259H65ZM73 260V259H72ZM81 260H79V261H81ZM7 261H8V259H7ZM13 261V262H12ZM18 261V260H17ZM60 261V260H59ZM58 261V262H59ZM68 261V260H67ZM28 262H30L29 260H28ZM66 262V261H65ZM88 262H90V261H88ZM30 263H33V260H32V262H30ZM37 263V264H38ZM24 264V263H23ZM26 264H27V262H26ZM29 264V263H28ZM35 264V263H34ZM68 264V263H67ZM89 264V263H88Z\"/></svg>",
    "mask_w": 264,
    "mask_h": 264
}]
</instances>
